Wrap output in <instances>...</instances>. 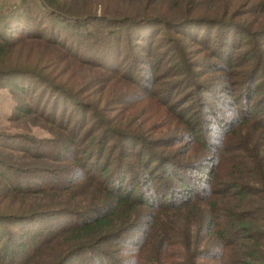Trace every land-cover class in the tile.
<instances>
[{
	"label": "trees",
	"instance_id": "trees-1",
	"mask_svg": "<svg viewBox=\"0 0 264 264\" xmlns=\"http://www.w3.org/2000/svg\"><path fill=\"white\" fill-rule=\"evenodd\" d=\"M263 36L264 0H4L0 87L27 131L0 129V264H264V111L202 84L264 92L228 51L264 58Z\"/></svg>",
	"mask_w": 264,
	"mask_h": 264
},
{
	"label": "rangeland",
	"instance_id": "rangeland-1",
	"mask_svg": "<svg viewBox=\"0 0 264 264\" xmlns=\"http://www.w3.org/2000/svg\"><path fill=\"white\" fill-rule=\"evenodd\" d=\"M4 3V0H0V4ZM240 40L238 38H232V45L229 47L228 51L230 52V56L231 59L236 62L237 57L242 56L243 52L245 51V49H249L248 51H251L253 54L251 55H256L254 56V58H247L246 61H248V66L251 65L252 63L254 64H261V70L260 73H264V58H261L260 56V50H259V45L257 44L256 41L250 40V41H246L245 43H242V47L241 43L239 42ZM258 43L262 46V43H264V36L262 37L261 43L260 41H258ZM171 47V46H170ZM169 47V48H170ZM240 47V49H239ZM168 48V49H169ZM245 54V53H244ZM172 60V58L168 57L167 58H163L159 63H160V69H163V67H165L170 61ZM245 60V59H244ZM214 61V60H212ZM161 71V70H160ZM160 71H158L157 73H160ZM221 74V73H220ZM258 78V76L256 77V79ZM235 82H229L227 84H225L224 82L220 81L219 79L217 81L213 80V73L208 74L205 78H204V82H202V84H204V86H208L207 88H213L211 90V92L214 91V94L217 96L218 100L225 104L226 106H228L230 108V111H232V109H239V104L236 105V97L239 98V100L241 101V98H243L244 103H246L245 105H247V103H249V105H255L257 104L256 102L258 101V105L257 109L259 111V113L262 115L263 114V109H264V92H259L257 94H255L254 96H252V94H250L248 97L246 96L247 91H245L246 89V85L247 82L250 80V78L247 79L246 83L244 84V82L242 83V87L239 88V84L240 81L235 80L237 78H232ZM255 79V80H256ZM164 81H159V83H163ZM256 83L260 86L261 89H263L264 87V81L260 78L256 80ZM204 89V88H201ZM183 90H185L183 87H178L176 88L175 92H174V96L177 94H181L183 93ZM185 93L182 96L181 101L178 104H183L182 106L184 108H187L188 111H190L191 109L194 110L193 115L196 117V121L198 123H202V120L207 119L208 121H216V118H214V116L210 115V111L209 110H205V113L203 114V112H201L200 109L197 108V103L200 100L199 95L197 92L193 91L192 89H188L185 90ZM201 97H204L203 94H200ZM245 98H247L245 100ZM251 103H250V99ZM117 100V99H116ZM119 100V99H118ZM186 103H183L184 101H187ZM238 100V101H239ZM19 99L18 97H16L14 94H11L10 89H8L6 87V85H3L0 87V129L2 128L3 130L6 131H10V132H22V131H27L26 129H24L23 127H18L10 118L14 117L15 111L13 110V108L15 107V104L18 103ZM120 103L119 101H114L113 104L109 105L111 108L110 109H116L114 110V116L117 120H119V116H117L119 109L121 108V106H117ZM129 105H127L125 107V109H128ZM255 108V107H252ZM128 110H126L127 112ZM219 111H223V116L226 122L230 123L229 126H226V128H228V130L234 128L238 122L239 119L238 117H242V114L239 113V110L234 113L231 114V112H228L226 110H219ZM248 111V109H247ZM209 117V118H208ZM260 118V115L256 116V118ZM89 124H91L92 119L88 118ZM93 122V121H92ZM28 124V123H27ZM29 125L32 128V131L35 135L39 136V137H43L45 134H41V132L38 130L37 127L33 126V123L29 122ZM212 125V124H211ZM211 127V126H210ZM211 132H207L205 135V140L208 144H218L219 140L222 139V136L224 132H222V130L219 129V127L212 125V127L210 128ZM71 220L74 221L73 218L71 217H65L64 220ZM63 221V220H62ZM82 262V260L80 261V263Z\"/></svg>",
	"mask_w": 264,
	"mask_h": 264
}]
</instances>
